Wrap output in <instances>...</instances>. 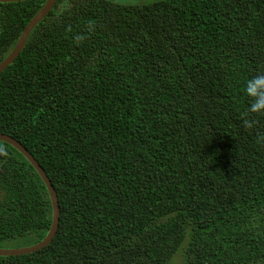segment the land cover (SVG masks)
I'll list each match as a JSON object with an SVG mask.
<instances>
[{
    "label": "trees",
    "instance_id": "16d2710c",
    "mask_svg": "<svg viewBox=\"0 0 264 264\" xmlns=\"http://www.w3.org/2000/svg\"><path fill=\"white\" fill-rule=\"evenodd\" d=\"M45 1H0V62ZM0 132L61 210L0 264H264V0H56L0 74ZM51 221L0 140V246Z\"/></svg>",
    "mask_w": 264,
    "mask_h": 264
},
{
    "label": "water",
    "instance_id": "95a60500",
    "mask_svg": "<svg viewBox=\"0 0 264 264\" xmlns=\"http://www.w3.org/2000/svg\"><path fill=\"white\" fill-rule=\"evenodd\" d=\"M1 2H11V1H21V0H0ZM56 0H46L41 9L35 14V16L28 22L25 29L22 31L19 36L17 43L10 51V53L0 62V74L6 69V67L14 62L19 53L24 49L29 34L33 27L38 24V22L43 19L47 13L53 8ZM0 140L5 141L11 144L14 148L20 151L28 161L35 167L41 178L43 179L52 204V221L50 228L45 235V237L35 244L18 246V247H3L0 246V256H10V255H21L26 253L34 252L38 249L45 247L56 235L59 222H60V203L57 190L55 189L50 177L47 175L45 169L39 163V161L35 158V156L29 151V149L24 146L18 139L11 136L10 134L0 132Z\"/></svg>",
    "mask_w": 264,
    "mask_h": 264
},
{
    "label": "rangeland",
    "instance_id": "374dc122",
    "mask_svg": "<svg viewBox=\"0 0 264 264\" xmlns=\"http://www.w3.org/2000/svg\"><path fill=\"white\" fill-rule=\"evenodd\" d=\"M168 264H184V255L182 252H178L172 256Z\"/></svg>",
    "mask_w": 264,
    "mask_h": 264
}]
</instances>
